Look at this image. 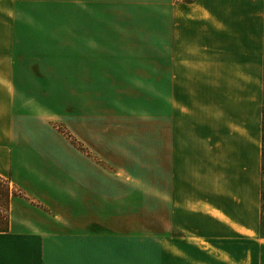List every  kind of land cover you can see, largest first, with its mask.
I'll use <instances>...</instances> for the list:
<instances>
[{
  "label": "crops",
  "instance_id": "crops-1",
  "mask_svg": "<svg viewBox=\"0 0 264 264\" xmlns=\"http://www.w3.org/2000/svg\"><path fill=\"white\" fill-rule=\"evenodd\" d=\"M263 106L264 0H0V264H264Z\"/></svg>",
  "mask_w": 264,
  "mask_h": 264
},
{
  "label": "rangeland",
  "instance_id": "rangeland-1",
  "mask_svg": "<svg viewBox=\"0 0 264 264\" xmlns=\"http://www.w3.org/2000/svg\"><path fill=\"white\" fill-rule=\"evenodd\" d=\"M54 16H58V14H54ZM50 24V22L42 21L40 24ZM145 32H147L150 36L148 38H145L144 41L146 42V44H135L133 46H126V45H120V46H115V47H120L119 51H114V52H119V53H123L126 51L129 52H135V53H142V52H146L148 47H150L151 51H156L158 49V44H157V28H153L151 31H148L147 29L144 30ZM134 32H136V30H134ZM152 34V36H151ZM137 35V33L135 34ZM148 41H150V44H147ZM22 47V51L24 53H31V54H40L42 56H49L53 59H55V67H59L60 69L62 68V57L64 55V51H63V46L62 45H58V44H37V45H26V46H20V49ZM112 47V46H111ZM133 50H127L128 48H131ZM108 46H104V51L107 50ZM124 62L120 61L118 62V64H123ZM153 63H157V62H153ZM77 65V61L76 62H72V68H74V66ZM45 68V67H44ZM56 96L57 93H55V96L53 97V101H51L47 106H45V108L43 109V111H46L47 113H54L53 115H48L45 120L47 122V127H48V131H55L57 133L62 134L64 137H66L68 140L73 141L74 140L71 138V133L69 131V129L67 128L66 125H64L62 123V105L61 103L58 101H56ZM72 97L74 99H76L73 93H72ZM55 99V100H54ZM51 104V105H50ZM35 112V110H33ZM75 145H77L78 147H80L78 142H74ZM83 149V148H82ZM7 180V179H6ZM0 184L1 187L3 188L4 186L8 187L9 192H12V190H10L9 188V184L8 181L6 182L4 180V178H0ZM14 195V190L13 193ZM2 202L4 200H1ZM3 207L0 206V214H5V212L2 211ZM264 213V211H263Z\"/></svg>",
  "mask_w": 264,
  "mask_h": 264
},
{
  "label": "trees",
  "instance_id": "trees-1",
  "mask_svg": "<svg viewBox=\"0 0 264 264\" xmlns=\"http://www.w3.org/2000/svg\"><path fill=\"white\" fill-rule=\"evenodd\" d=\"M0 178H2L0 176ZM4 180L7 182L6 178ZM1 200H4L3 202ZM10 200V192L8 187H1L0 184V206L5 214H0V231H5L9 225L8 207ZM264 106L261 116V154H260V235L264 237Z\"/></svg>",
  "mask_w": 264,
  "mask_h": 264
},
{
  "label": "built area",
  "instance_id": "built-area-1",
  "mask_svg": "<svg viewBox=\"0 0 264 264\" xmlns=\"http://www.w3.org/2000/svg\"><path fill=\"white\" fill-rule=\"evenodd\" d=\"M177 1H185V0H177Z\"/></svg>",
  "mask_w": 264,
  "mask_h": 264
}]
</instances>
